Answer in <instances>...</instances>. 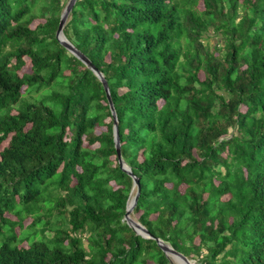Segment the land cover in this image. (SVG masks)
<instances>
[{"label": "trees", "instance_id": "16d2710c", "mask_svg": "<svg viewBox=\"0 0 264 264\" xmlns=\"http://www.w3.org/2000/svg\"><path fill=\"white\" fill-rule=\"evenodd\" d=\"M68 2L0 0V264H173L156 239L195 264H264V0L69 15L153 238L124 221L137 188L103 85L56 38Z\"/></svg>", "mask_w": 264, "mask_h": 264}, {"label": "water", "instance_id": "95a60500", "mask_svg": "<svg viewBox=\"0 0 264 264\" xmlns=\"http://www.w3.org/2000/svg\"><path fill=\"white\" fill-rule=\"evenodd\" d=\"M77 0H69L67 6L63 10V13L61 15L59 27L56 32V38L58 42L73 56H75L78 60H80L88 69H90L96 77L99 79V81L102 83L103 88L106 92V96L110 105V109L113 115L114 119V142H115V149L117 152V158L119 165L123 171H125L134 182V188H137V193L135 197L127 204V210L124 217V221L127 222V224L133 228L135 232H137L139 235H142L143 237L147 238H153V236L139 223L135 222L131 218V214L133 210L135 209L139 195H140V184L139 179L132 173L131 169L124 163L122 159V152H121V143L119 138V130H118V120H117V114L114 108V104L111 97V91L109 88V84L103 74L94 66V64L90 61L89 58H87L81 51H79L73 44H71L67 38L64 35V28L67 23V20L69 18V15L74 8ZM157 243L161 247V249L166 253L167 256L173 258L178 264H193L186 256L183 254L177 252L175 249H173L171 246L165 244L159 239H156Z\"/></svg>", "mask_w": 264, "mask_h": 264}, {"label": "rangeland", "instance_id": "374dc122", "mask_svg": "<svg viewBox=\"0 0 264 264\" xmlns=\"http://www.w3.org/2000/svg\"><path fill=\"white\" fill-rule=\"evenodd\" d=\"M40 22H43V21H35L34 23H33V27H35L38 23H40ZM212 42H213V44H216L217 43V41H218V39H216L215 37H213V40H211ZM22 73H29V72H31V66L30 65H27L24 69H23V71H21ZM4 146H6L7 145V142L6 143H4L3 144ZM29 224V221L27 220L26 221V225H28ZM24 247H27V245H26V243H24V245H23ZM172 259V262H173V264H178V262H176L173 258H171ZM193 264H195V262H192Z\"/></svg>", "mask_w": 264, "mask_h": 264}]
</instances>
